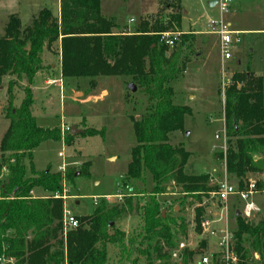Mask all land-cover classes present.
I'll return each mask as SVG.
<instances>
[{
    "label": "trees",
    "instance_id": "1",
    "mask_svg": "<svg viewBox=\"0 0 264 264\" xmlns=\"http://www.w3.org/2000/svg\"><path fill=\"white\" fill-rule=\"evenodd\" d=\"M99 5L100 0H60L58 20L48 9H42L25 28L18 17L10 16L0 37V88L4 77L15 78L7 88L4 116L9 123L0 141V176L3 169L7 170L0 180V264H109L108 246L117 247L120 257L129 256L124 246L127 236L116 222L132 213H140L142 218L136 251L146 257V264H191L198 254L184 248L180 262L169 261L163 248L172 249L189 224L183 217H174L173 212L166 213L157 199L168 193L178 196L177 206L169 202L170 210L177 208L179 215L181 210L192 208L193 231L201 235V224L212 212L206 202L216 190L208 174L187 173L191 154L182 144L169 143L170 135L183 132L185 118L192 115L188 106L173 103L171 86L184 74L189 59L183 49L190 48L194 40L190 33L174 31L181 23L180 0L166 4L172 10L167 20L154 17L143 21L132 35L115 34L117 25L100 13ZM168 33H178L172 47L162 37ZM53 47L60 52L62 79H88L90 89H95L100 77H128L149 102L138 118L130 116L136 145L123 178L125 186L128 181L144 182L149 174L152 188L148 201L140 204L135 197H124L120 205L108 206L102 200L93 214L77 218L78 228L66 232L62 225L64 200L53 195L62 194L64 186L73 184L76 177H89L91 163L85 162L78 170L66 167L63 172H36L33 168L31 153L40 143L62 137L65 145L72 142L70 135L58 129L38 127L31 112V86L44 69L41 55ZM16 80H26L18 108L13 107L12 94ZM231 83L223 111L226 150L217 156L224 161L227 178L236 179L241 191L248 175H264V81L246 71L235 74ZM100 134L103 130L80 133ZM26 159L30 161L29 177ZM36 188L46 195L34 198ZM256 190H264V181L256 182ZM236 211L233 246L238 264H264L263 223H245L241 215L235 217ZM253 254L259 261L252 258ZM9 259L12 263L1 262Z\"/></svg>",
    "mask_w": 264,
    "mask_h": 264
},
{
    "label": "rangeland",
    "instance_id": "2",
    "mask_svg": "<svg viewBox=\"0 0 264 264\" xmlns=\"http://www.w3.org/2000/svg\"><path fill=\"white\" fill-rule=\"evenodd\" d=\"M209 1L180 0L181 23L180 28L174 31L180 34H192L195 31L204 58L192 63L199 51L192 34L194 40H191L190 48L183 49L189 63L182 77L171 83L174 90L173 103L188 106L192 110V115L185 118L183 132L170 135L169 143L174 146L182 144V147L191 154L185 169L187 173L210 174V178L214 175L219 181L224 177L228 183L237 187L238 181L227 178L224 161L219 160L217 156L220 151L224 153L221 150L224 144L223 97L225 99L235 74L249 71L255 77H262L264 81V32H262L264 31V0H232V8L231 6L230 8L236 7L237 10L239 8L242 13L238 20H230L234 28L240 29L244 26L249 29L246 30L245 35H239L240 45L232 51V60L223 64L226 69L225 80H222L221 76L222 62L215 37L210 33L209 35L206 29L209 18H218L217 8L213 10L208 8ZM168 3H171V0H100L99 9L105 18L117 25L115 34L132 35L143 21L152 20L154 17L167 20L172 12L166 6ZM42 9H48L55 19H59L58 0H0V37L4 35V28L10 16L18 17L22 28H25L32 24ZM52 49L55 50L54 47ZM237 63L240 65L238 66ZM54 72L50 79H60L59 87L54 84L44 86L43 78L40 77L34 79V84L31 86L33 96L31 112L38 127L58 129L65 136L70 135L72 142L70 145H65L62 137L58 141L40 143L31 153L34 170L43 172L49 169L51 172H59L65 163L70 164L67 167L78 170L85 162L91 163L89 177H76L73 184L64 186L66 190L64 208L77 218L93 214L96 208L95 199L100 203L103 198H109L106 202L108 206L120 205L124 197H135L140 204L148 201L152 187L149 174L145 175L144 182L128 181L125 186L123 183L131 150L136 145L130 116L138 118L149 105L142 90L135 86V92H131L128 87L133 83L124 76L100 77L96 79L95 89H90L88 79L65 80L60 77L58 70ZM13 80L14 77H4L0 88V141L8 128L9 122L4 116V108L7 106L8 84ZM25 86L26 80L16 82V86L12 89L13 107L18 108L21 104ZM72 127L80 130V133L87 129L103 130V135L82 136L80 133L71 135L69 131ZM24 165L26 176H31L30 161L26 159ZM248 177L256 182L264 181V175H248ZM211 184L215 185L214 182ZM32 193L35 198L46 195L37 188ZM118 196L122 198H117ZM177 197L173 194L162 195L158 197V201L165 208L166 213L173 212L174 217H183L189 226L185 235L177 237L172 249L164 247L163 251L169 254L171 263L180 262L181 251H177V248L183 243L187 250H195L198 253L192 258L191 264H199L201 255L213 254L217 251L216 243L220 235L213 237L205 231L197 235L193 231L192 208L181 210L179 215L176 214L179 211L177 208L176 211L170 210L169 202L177 206ZM253 201L259 211L251 219L242 216L240 218L248 224L263 223L264 225V190L257 191ZM232 203L234 209L229 208L226 223L228 230L234 235L237 222L233 212L240 205L236 198L231 199L228 206ZM206 204L212 211L208 219L212 222L219 220L222 208L216 199L210 195ZM131 216L128 221L133 225L129 229L121 225L123 219L127 217L116 222L118 229L123 228L127 232L124 246L127 251L129 250V256L120 257V250L117 247L108 246L109 264H146V257L139 256L136 251L141 241L138 234L141 233L142 218L140 213H132ZM223 221L216 225V232L225 228ZM212 225H210L211 230L214 229ZM128 239L134 241L130 243ZM235 242L233 236V245ZM145 248L146 245L142 249ZM252 258L259 261L257 254H253ZM160 263L162 261H153L152 264Z\"/></svg>",
    "mask_w": 264,
    "mask_h": 264
},
{
    "label": "built area",
    "instance_id": "3",
    "mask_svg": "<svg viewBox=\"0 0 264 264\" xmlns=\"http://www.w3.org/2000/svg\"><path fill=\"white\" fill-rule=\"evenodd\" d=\"M232 0H217L216 1V8L218 10V18L208 19L206 23V28L208 29V32L215 36L218 40V49L219 53L222 59V70H221V76L222 80H225V67L223 64L225 62L232 60V51L236 44H238L239 40L236 38L237 32H235L232 29V26L230 23H228L225 19V15L228 13L230 6H231ZM133 20L131 19L130 22ZM172 36V38H170ZM163 39H165L166 44L169 47L173 46V41L177 39L178 34H163ZM221 80V81H222ZM59 80L55 79H47L45 81L46 85L54 84L59 85ZM224 84V82H222ZM223 103H224V97H223ZM217 138V137H216ZM223 139L224 144L221 148L225 152V141H226V132L225 127L223 129ZM65 170V167H63L59 172H63ZM7 174V170L3 169L2 175L0 176V180H2L5 175ZM216 190L211 194V197L216 199V202L221 206L222 213L220 216V219L216 222H221L224 220L225 228L221 231L216 232L215 229L211 230L210 225H212V221L209 219H206L202 222L201 228L202 231L206 234H209L210 236L220 235L219 239L216 243L217 251L213 254H205L200 256V262L199 264H238V256L235 252L234 246H233V235L228 230L227 227V218H228V210L229 206L228 203L231 199L236 198L238 200V203L240 207H238V211L240 212L241 216L245 219H251L256 212L259 211L257 206L255 205L253 201V196L257 193L256 190V182L254 180L249 179L247 181L246 187L244 190H238V187L230 184L227 182L226 179L222 181H219L215 184ZM53 198L55 199H66V190L62 192V194L55 193L53 195ZM117 198H122V196H118ZM105 202L109 201V198H103ZM99 203L98 199L94 200V205L97 206ZM62 225L63 230L66 232L67 230L76 229L79 227V221L77 217L72 216L68 213V211L64 208L63 211V218H62ZM186 246L183 243H180L178 245L177 251H182ZM2 263L10 262L12 263V259L9 260H1Z\"/></svg>",
    "mask_w": 264,
    "mask_h": 264
},
{
    "label": "crops",
    "instance_id": "4",
    "mask_svg": "<svg viewBox=\"0 0 264 264\" xmlns=\"http://www.w3.org/2000/svg\"><path fill=\"white\" fill-rule=\"evenodd\" d=\"M216 1H217V0H210V1L208 2V8H209L210 10L216 9ZM58 8H59V10H60L59 0H58ZM231 8H232V6H231ZM231 8L229 9L227 15L225 16V19H226V21H227L228 23L231 24L232 29H233L235 32H237V36H236V38H238L239 42H238V44H236V45L234 46V48H233V50H234V49H237L238 46L240 45V38H239V35H240V34L245 35V33H247L246 30L249 29V28H245L244 26H242L243 28L241 27L240 29H239V28H237V29L234 28V24H232V22H231L230 20H231V19L238 20L239 16L242 15V13H240L241 11H239V8H238V10L236 9V7H235V8L233 7V9H231ZM226 17H227V18H226ZM209 19H213V18H209ZM206 23H207V22H206ZM235 26H237V25L235 24ZM206 29H207V28H206ZM192 31H193V30H192ZM207 32H208V31H207ZM262 32H264V31H262ZM192 34H193L194 37H195V44L198 45V48H199V51H198V53L196 54V57H195V58L193 59V61H192V63H195V62L199 61L200 59H203L204 57H203V53L201 52V51H202V50H201L202 47H201L200 41L196 39V36H197L196 32L193 31ZM208 34H209V32H208ZM209 35H210V34H209ZM212 36H213V35H212ZM214 37H215V36H214ZM214 40H215V42H216V45L218 46V40H217V38L215 37ZM218 50H219V49H218ZM41 58H42V61H43L44 69H43V71L37 73L36 76H35V78H38V77L43 78V83H44V86H45V85H46V84H45V81H46L47 79H49L50 77H53V75H54V73H55V72H54L55 70H58L59 75H60V77H61V73H60V52H58V47H56L55 50H53V49H49V50H48V49H45V50L43 51L42 55H41ZM220 58H221V56H220ZM221 62H222V59H221ZM237 65L239 66L240 64L237 63ZM258 76H261V75H258ZM31 91H32V90H31ZM189 97L191 98L192 96H189ZM193 99H194V96H193ZM222 115H223V113H222ZM216 159H217V158H216ZM69 165H70L69 163H65V164H63V165L61 166L60 170H61L63 167L66 168V167L69 166ZM209 175H210V174H209ZM210 182H214V183L216 184L217 182H219V179H218V177H216V176H214V175H211ZM151 188H152V187H151ZM169 191H170V189L168 188V189H167V192H169ZM165 195H172V194H165ZM32 196L35 198V196L33 195V193H32ZM36 198H37V197H36ZM157 199H158V198H157ZM158 200H159V199H158ZM232 200H235V198L232 199ZM236 200H237V199H236ZM233 206H234L233 203L229 205L230 210H233V209H234ZM131 217H132V216L129 215V216H127V218L123 219V221L121 222V225H125V227L127 226V228L129 229V227L133 225L131 222L128 221ZM218 223H219V222H215V221H214V223H212V224H213V225H212V228L215 229V227H216V225H217ZM119 230H121V231L124 232V233H127L126 230H124L123 228H121V229H119ZM109 250H110V249L107 248V255H108V257L110 258Z\"/></svg>",
    "mask_w": 264,
    "mask_h": 264
},
{
    "label": "water",
    "instance_id": "5",
    "mask_svg": "<svg viewBox=\"0 0 264 264\" xmlns=\"http://www.w3.org/2000/svg\"><path fill=\"white\" fill-rule=\"evenodd\" d=\"M129 90L131 91V92H135V90H136V87L134 86V85H132V84H130L129 85ZM78 133H80V130H76L74 127H72L71 128V130H70V134L71 135H73V134H78ZM208 211H209V209H208ZM164 213V212H163ZM241 214H240V212L239 211H236V213H235V217H238V216H240Z\"/></svg>",
    "mask_w": 264,
    "mask_h": 264
}]
</instances>
